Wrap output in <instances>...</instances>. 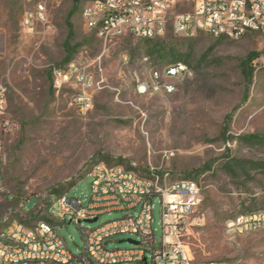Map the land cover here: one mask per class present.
<instances>
[{"label": "rangeland", "instance_id": "rangeland-1", "mask_svg": "<svg viewBox=\"0 0 264 264\" xmlns=\"http://www.w3.org/2000/svg\"><path fill=\"white\" fill-rule=\"evenodd\" d=\"M45 1L48 22H39L29 31L21 26L24 12L32 7L28 1L0 0V78L8 87L9 112L18 124L11 133L0 134L3 205L21 213L26 203L27 213H23L27 215L42 210L49 198L63 190L86 202L92 181L88 173L98 162L141 171L167 169L174 178L210 162L211 169L197 178L203 185L201 220L186 241L199 260L264 264V230L234 237L225 231L227 221L236 215L264 210V171L238 167L232 161L264 162V145L239 139L248 133L264 134V53L254 61L249 88L240 68L248 54L264 49L263 37L248 33L240 39L219 40L210 34L190 38L175 34L170 23L165 34L153 40L169 50L189 53L190 64L185 62L189 73L168 79L175 85L172 93L141 92L138 80H149L152 69L163 70L166 62L151 54L149 39L100 38L86 27L82 4L70 19L73 44H81L70 62L87 66L95 77L89 89L94 105L83 111L74 101L82 89L77 82L67 83L58 93L53 73L49 78L51 69L58 68L66 55L73 0ZM188 9L182 2L175 11ZM123 54L129 56L128 63L122 60ZM203 55L206 58L197 67ZM168 151L174 154L168 156ZM72 181L77 183L71 187ZM124 214L105 213L98 221L82 225L96 227ZM153 227L160 236L159 199ZM58 231L74 253L84 248L82 229L75 222L67 221ZM128 238L138 240L139 235H115L108 246L129 247L128 242H120Z\"/></svg>", "mask_w": 264, "mask_h": 264}, {"label": "built area", "instance_id": "built-area-1", "mask_svg": "<svg viewBox=\"0 0 264 264\" xmlns=\"http://www.w3.org/2000/svg\"><path fill=\"white\" fill-rule=\"evenodd\" d=\"M27 1L32 7L24 12L21 26L33 31L37 23L48 22V9L45 0ZM182 2L190 9L175 11ZM82 17L86 27L105 41L124 35L154 39L164 35L170 23L175 34L190 38L210 34L240 39L248 33H258L264 39V0H85ZM122 60L128 63L129 56L123 54ZM188 73L185 62L168 63L163 70L152 69L149 80H138V88L141 92L172 93L175 85L168 79H179ZM69 82H77L82 88L74 98L79 108H92L94 99L89 89L95 77L87 66L73 61L53 69L56 92ZM8 105V87L0 78V134L4 135L18 126ZM173 154L167 152L168 156ZM88 175L92 181L86 202L65 191L49 198L31 224L22 218L27 213L26 203L24 213H18L12 205H3L0 182V264H220L197 259L186 241L201 220L203 185L199 179L174 178L167 169L141 171L104 162L96 163ZM156 199L161 203L160 236L153 227ZM114 211L125 214L96 227L82 225ZM67 221L82 229L85 245L78 253L70 249L58 231ZM259 230H264V210L240 213L228 220L225 228L233 237ZM124 233L137 234L139 239H133L136 243L128 241L131 238L124 239L129 247L108 246L115 235Z\"/></svg>", "mask_w": 264, "mask_h": 264}, {"label": "trees", "instance_id": "trees-1", "mask_svg": "<svg viewBox=\"0 0 264 264\" xmlns=\"http://www.w3.org/2000/svg\"><path fill=\"white\" fill-rule=\"evenodd\" d=\"M85 0H73V9L70 11L69 15H68V25H69V33L66 37V40L64 42V48H65V57L63 58L60 67L65 66L66 64H68L73 57L75 56L76 52L78 51L79 47L81 46V44L76 43L73 44L74 41V30H73V24L71 23L70 19L71 17L74 15V13L78 10V8L83 4ZM225 37H219V40L224 39ZM149 43L151 44V54H153L158 60H162L165 61L166 64L168 63H176V62H186L190 64V58L191 55L189 53H187L186 55H183L177 51H172L167 49L164 45H161L159 42H154L153 39H149ZM264 53V49L261 51H253L250 54H248V56H246L244 59L241 60L240 62V68H241V72L242 75L245 79V82L248 86V88L251 86V84L253 83V79H254V73L256 70V66L254 64V61L256 59H258L262 54ZM169 57V60H166V58ZM206 58V55H203L199 61L197 62L198 66L201 65V63L203 62V60ZM165 64V65H166ZM52 69L49 72V78L52 79ZM230 118V116H229ZM229 118L227 119V123L224 126V132L223 134L226 135V133L229 130ZM239 139L246 144H252V145H264V134H260V133H248V134H244L242 136L239 137ZM233 163L234 165L238 166V167H242V168H261L264 171V162H256V161H250V160H241V159H236L233 158ZM121 162V160H120ZM212 163H206L205 165L194 169L192 171H188L186 177H192L197 179L198 176L207 171L210 170L212 167ZM128 168H132V166H128ZM78 182V181H77ZM76 181H72L71 182V187L77 183ZM67 190H63L61 193L65 192ZM54 192H60L58 189H54ZM48 201H46L47 204ZM12 203V202H10ZM259 211V210H256ZM249 212H253V211H249ZM39 213L40 211H32L30 213H28L27 215L23 216V220L27 223V224H31V222L33 220H36L39 217Z\"/></svg>", "mask_w": 264, "mask_h": 264}, {"label": "water", "instance_id": "water-1", "mask_svg": "<svg viewBox=\"0 0 264 264\" xmlns=\"http://www.w3.org/2000/svg\"><path fill=\"white\" fill-rule=\"evenodd\" d=\"M96 219H97V218H96ZM96 219H94V220H96ZM122 241H124V240H122ZM128 241H131V242H135V243H136V241L133 240V239H128Z\"/></svg>", "mask_w": 264, "mask_h": 264}]
</instances>
